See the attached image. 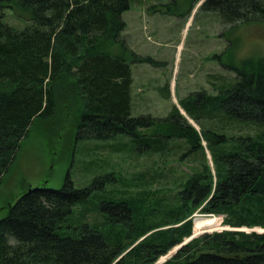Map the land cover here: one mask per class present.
I'll return each instance as SVG.
<instances>
[{
  "label": "trees",
  "instance_id": "1",
  "mask_svg": "<svg viewBox=\"0 0 264 264\" xmlns=\"http://www.w3.org/2000/svg\"><path fill=\"white\" fill-rule=\"evenodd\" d=\"M130 8L131 0H0L28 23L17 30L0 13V185L33 124L74 104L77 143L121 136L119 154L178 156L200 169L155 188L149 174L124 179L94 166L83 187L68 177L61 189L24 192L0 220V264H158L194 235L197 212L223 217L228 230L162 264H264V232L240 230H264V58L227 66L237 78L217 94L181 101L199 128L177 106L163 119L134 117L139 58L123 37ZM200 9L227 25L264 23V0H204ZM251 127L258 131L234 134Z\"/></svg>",
  "mask_w": 264,
  "mask_h": 264
},
{
  "label": "rangeland",
  "instance_id": "2",
  "mask_svg": "<svg viewBox=\"0 0 264 264\" xmlns=\"http://www.w3.org/2000/svg\"><path fill=\"white\" fill-rule=\"evenodd\" d=\"M203 2L195 6L191 0H131L130 10L123 14L127 25L123 37L131 52L137 55L134 58L141 60L132 66L134 117L150 115L163 119L177 106L188 118L180 106L183 99L200 91L217 94L220 84H231L237 78L227 66L239 65L248 58H264V23L224 24L217 12L200 9ZM1 11L4 22L11 27L24 30L28 26L12 10ZM79 108L74 104L73 108L60 112V118L33 124L0 185V220L7 216L15 199L29 190L61 189L68 177L76 187L88 185L96 175L89 171L90 167L98 166L104 174L116 171L124 179L146 173L155 188L169 187L168 179L173 181L200 169L199 161L181 163L178 156L166 159L157 154L136 158L119 154L117 151L128 141L121 136L110 144L77 143L74 120ZM67 116L70 119H65ZM142 131L156 132L152 128ZM257 131L255 127L241 132L237 128L234 134ZM193 218L194 235L198 237L228 229L223 225V217L197 212ZM240 230L264 232L261 228ZM176 249L162 260L172 257Z\"/></svg>",
  "mask_w": 264,
  "mask_h": 264
},
{
  "label": "water",
  "instance_id": "3",
  "mask_svg": "<svg viewBox=\"0 0 264 264\" xmlns=\"http://www.w3.org/2000/svg\"><path fill=\"white\" fill-rule=\"evenodd\" d=\"M226 230H228V229H226ZM198 236H196V235H193L190 239H188L183 245H186L187 243H189L190 241H192V240H194L195 238H197ZM182 245V246H183ZM182 246H180L179 248H177L176 249V251L174 252V253H176ZM166 260L164 259V260H161L158 264H162V263H164Z\"/></svg>",
  "mask_w": 264,
  "mask_h": 264
},
{
  "label": "bare ground",
  "instance_id": "4",
  "mask_svg": "<svg viewBox=\"0 0 264 264\" xmlns=\"http://www.w3.org/2000/svg\"><path fill=\"white\" fill-rule=\"evenodd\" d=\"M208 218H215V217H208Z\"/></svg>",
  "mask_w": 264,
  "mask_h": 264
}]
</instances>
